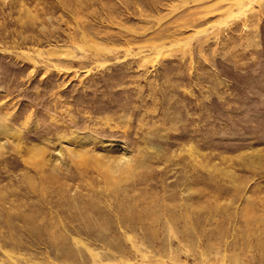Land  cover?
Listing matches in <instances>:
<instances>
[{
  "label": "rangeland",
  "instance_id": "374dc122",
  "mask_svg": "<svg viewBox=\"0 0 264 264\" xmlns=\"http://www.w3.org/2000/svg\"><path fill=\"white\" fill-rule=\"evenodd\" d=\"M0 264H264V0H0Z\"/></svg>",
  "mask_w": 264,
  "mask_h": 264
}]
</instances>
